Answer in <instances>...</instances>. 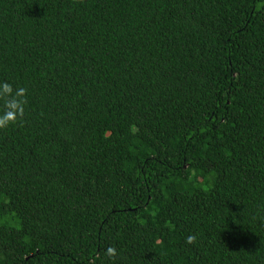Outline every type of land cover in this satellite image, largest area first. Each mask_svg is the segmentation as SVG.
<instances>
[{"label": "trees", "instance_id": "trees-1", "mask_svg": "<svg viewBox=\"0 0 264 264\" xmlns=\"http://www.w3.org/2000/svg\"><path fill=\"white\" fill-rule=\"evenodd\" d=\"M0 82V264H264V0H0Z\"/></svg>", "mask_w": 264, "mask_h": 264}, {"label": "clouds", "instance_id": "clouds-1", "mask_svg": "<svg viewBox=\"0 0 264 264\" xmlns=\"http://www.w3.org/2000/svg\"><path fill=\"white\" fill-rule=\"evenodd\" d=\"M26 90L23 87H13L9 83L0 82V101L3 102V107L0 108V129H5L16 123L17 119L23 115L25 104ZM197 237L195 234H189L184 238L186 245H194ZM104 256L109 261H114L118 256V251L113 246H108L104 249Z\"/></svg>", "mask_w": 264, "mask_h": 264}]
</instances>
